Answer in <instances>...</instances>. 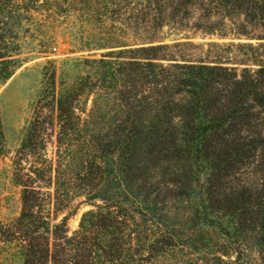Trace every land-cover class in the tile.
Segmentation results:
<instances>
[{
  "label": "trees",
  "instance_id": "16d2710c",
  "mask_svg": "<svg viewBox=\"0 0 264 264\" xmlns=\"http://www.w3.org/2000/svg\"><path fill=\"white\" fill-rule=\"evenodd\" d=\"M39 1L0 0V84L23 64ZM92 1L131 7L151 32L193 9L207 34L240 17L235 34L257 43L237 45L234 63L99 43L59 82L45 68L14 159L20 212L0 242L21 264H264V0ZM77 200L89 209L69 233L59 215Z\"/></svg>",
  "mask_w": 264,
  "mask_h": 264
},
{
  "label": "rangeland",
  "instance_id": "374dc122",
  "mask_svg": "<svg viewBox=\"0 0 264 264\" xmlns=\"http://www.w3.org/2000/svg\"><path fill=\"white\" fill-rule=\"evenodd\" d=\"M40 0L30 16L22 24L19 35L20 59L23 64L14 74L0 84V223L13 221L20 212V187L13 181L14 159L25 134L26 127L35 114L39 103V92L44 84V70L48 75L56 69V81L76 73L72 60L98 57L105 50H94L96 46L121 45H168L167 54L175 59L203 62L234 63L241 59L239 44L257 40L235 34L241 21L235 17L225 21L221 32L207 34L197 27L199 11L193 9L192 17L182 22H169L151 32L140 20V15L131 7L92 0ZM138 9V8H137ZM201 23V22H200ZM203 24V22H202ZM254 35L259 32L249 29ZM115 50V49H113ZM229 66L231 64H228ZM236 66V65H234ZM90 102L88 103V107ZM56 123L46 125L47 157L55 151ZM31 159L22 163L28 168ZM25 172V171H24ZM88 206L74 201L59 220L67 216L66 227L71 233L78 227L81 215ZM0 264H21L15 247L0 242Z\"/></svg>",
  "mask_w": 264,
  "mask_h": 264
}]
</instances>
